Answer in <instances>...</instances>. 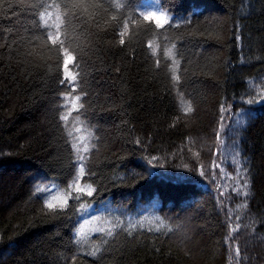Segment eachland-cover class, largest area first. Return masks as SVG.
Returning <instances> with one entry per match:
<instances>
[{"label":"trees","instance_id":"trees-1","mask_svg":"<svg viewBox=\"0 0 264 264\" xmlns=\"http://www.w3.org/2000/svg\"><path fill=\"white\" fill-rule=\"evenodd\" d=\"M262 101L264 0H0V264H264Z\"/></svg>","mask_w":264,"mask_h":264},{"label":"snow or ice","instance_id":"snow-or-ice-1","mask_svg":"<svg viewBox=\"0 0 264 264\" xmlns=\"http://www.w3.org/2000/svg\"><path fill=\"white\" fill-rule=\"evenodd\" d=\"M52 14L48 13V16L50 17ZM59 17V16H57ZM56 20L59 21V19ZM41 19H44V14H41ZM143 19L146 22L149 23H153L155 24V26L157 28H164L166 25L170 26L172 21L169 20V18L164 14V13H159V12H148V13H144L143 14ZM45 23H47V21H45ZM54 27L57 29L56 33L53 34L51 32L48 33L47 35V40L50 42L51 45L53 46H57L60 47L61 50L63 51V76L61 78V83H67L70 87L72 92H76V88H75V81L77 80V76L76 74L72 71V66L75 64L76 62V57L73 56L68 50L63 49L62 45H63V41H61L60 38V33H59V28L60 25L59 23L55 24ZM124 33H120V36L123 37ZM121 44H124V40L121 38L120 40ZM81 96L79 95H75V96H71V95H66L65 96V101H66V106L69 109V115L72 112H76L79 111L80 108H83V104L80 103L81 102ZM264 102V101H262ZM248 103H253V101H248ZM188 111H191V109H188ZM61 120H67L68 119V115L62 116L60 118ZM76 191L77 192H84V189L80 188L79 186L76 187ZM94 195L92 190H88L87 191V196L92 197ZM53 201L58 202L61 205V210L63 208L64 205L67 204V200H61L60 197L58 196H53L52 197ZM45 206L48 209H56L57 208V203H53V202H46ZM94 255V253H93Z\"/></svg>","mask_w":264,"mask_h":264}]
</instances>
